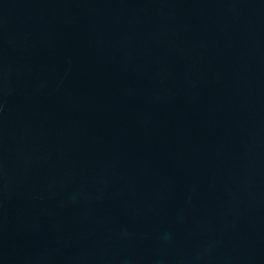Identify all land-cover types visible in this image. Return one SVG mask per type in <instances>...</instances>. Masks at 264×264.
Masks as SVG:
<instances>
[{
	"label": "water",
	"instance_id": "water-1",
	"mask_svg": "<svg viewBox=\"0 0 264 264\" xmlns=\"http://www.w3.org/2000/svg\"><path fill=\"white\" fill-rule=\"evenodd\" d=\"M0 264H264V0H0Z\"/></svg>",
	"mask_w": 264,
	"mask_h": 264
}]
</instances>
